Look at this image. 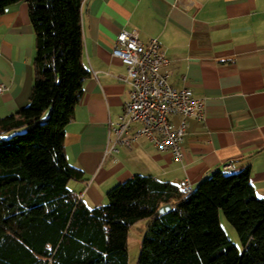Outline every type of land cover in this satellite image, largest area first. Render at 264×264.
Returning <instances> with one entry per match:
<instances>
[{
  "label": "trees",
  "instance_id": "16d2710c",
  "mask_svg": "<svg viewBox=\"0 0 264 264\" xmlns=\"http://www.w3.org/2000/svg\"><path fill=\"white\" fill-rule=\"evenodd\" d=\"M83 1L0 0V16L28 3L36 35L30 103L0 119V264H129V231L146 219L138 264H264V198L250 168L217 172L192 193L136 175L93 209L70 189L85 178L65 146L90 76ZM167 205L172 210L161 213ZM221 212L244 252L222 227Z\"/></svg>",
  "mask_w": 264,
  "mask_h": 264
},
{
  "label": "crops",
  "instance_id": "0c3cea01",
  "mask_svg": "<svg viewBox=\"0 0 264 264\" xmlns=\"http://www.w3.org/2000/svg\"><path fill=\"white\" fill-rule=\"evenodd\" d=\"M84 0V65L90 72L75 118L66 129L68 162L84 172L70 189L90 209L136 175L193 190L215 173L250 168L264 198V0ZM137 30L143 42L157 39L169 60L170 84L188 88L204 102V118L187 119L182 162L141 138L132 148L108 154L109 124L130 100L122 80L127 67L113 56L117 37ZM36 35L29 5L20 2L0 16V119L26 107L35 84ZM182 118L173 116L175 126ZM243 247V246H242Z\"/></svg>",
  "mask_w": 264,
  "mask_h": 264
},
{
  "label": "built area",
  "instance_id": "2783aa9c",
  "mask_svg": "<svg viewBox=\"0 0 264 264\" xmlns=\"http://www.w3.org/2000/svg\"><path fill=\"white\" fill-rule=\"evenodd\" d=\"M184 4L179 0L181 9L188 13L196 10L193 1L188 9ZM113 56L127 67V75L122 80L131 86V92L119 120L109 124L108 154L118 153L120 147L132 148L141 138H146L160 151L182 162L187 119L204 118L203 100L188 88L177 89L170 84L169 75L164 71L169 60L157 39L145 43L139 31H123L117 37ZM5 90V86H0V94ZM173 116L182 118L180 125L173 124ZM182 188L188 193L194 191L188 182ZM77 196L81 201L82 195Z\"/></svg>",
  "mask_w": 264,
  "mask_h": 264
},
{
  "label": "rangeland",
  "instance_id": "374dc122",
  "mask_svg": "<svg viewBox=\"0 0 264 264\" xmlns=\"http://www.w3.org/2000/svg\"><path fill=\"white\" fill-rule=\"evenodd\" d=\"M149 223V219L142 220L132 226L129 231V264L139 262L142 242L147 234ZM221 224L230 240L239 247L241 252H244L236 229L229 223L223 212H221Z\"/></svg>",
  "mask_w": 264,
  "mask_h": 264
},
{
  "label": "water",
  "instance_id": "95a60500",
  "mask_svg": "<svg viewBox=\"0 0 264 264\" xmlns=\"http://www.w3.org/2000/svg\"><path fill=\"white\" fill-rule=\"evenodd\" d=\"M171 210H172V206L171 205H167V206L162 207L160 212L161 213H167V212H169Z\"/></svg>",
  "mask_w": 264,
  "mask_h": 264
}]
</instances>
